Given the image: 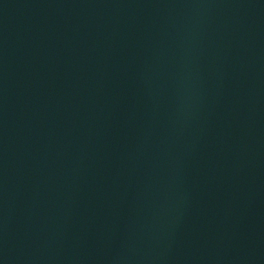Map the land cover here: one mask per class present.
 <instances>
[{
  "label": "water",
  "instance_id": "95a60500",
  "mask_svg": "<svg viewBox=\"0 0 264 264\" xmlns=\"http://www.w3.org/2000/svg\"><path fill=\"white\" fill-rule=\"evenodd\" d=\"M0 264H264V0H0Z\"/></svg>",
  "mask_w": 264,
  "mask_h": 264
}]
</instances>
